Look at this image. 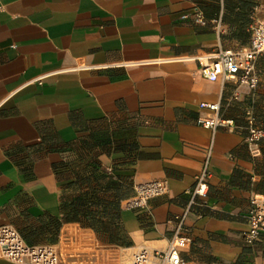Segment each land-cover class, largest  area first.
<instances>
[{"label":"crops","instance_id":"0c3cea01","mask_svg":"<svg viewBox=\"0 0 264 264\" xmlns=\"http://www.w3.org/2000/svg\"><path fill=\"white\" fill-rule=\"evenodd\" d=\"M263 2L0 0V225L57 244L80 223L132 252L167 248L185 216L187 264H264V236L245 238L264 195V142L246 141L248 113L264 127L259 87L201 73L216 50L249 44ZM196 8L223 31L182 18ZM210 115L234 124L199 123ZM152 180L168 191L130 207Z\"/></svg>","mask_w":264,"mask_h":264},{"label":"built area","instance_id":"2783aa9c","mask_svg":"<svg viewBox=\"0 0 264 264\" xmlns=\"http://www.w3.org/2000/svg\"><path fill=\"white\" fill-rule=\"evenodd\" d=\"M264 9V2L254 10ZM182 18H192L197 24L206 26L210 23L222 32L221 17L209 20L202 10L194 9ZM264 53V18L256 17L251 27V39L248 45L239 48H220L211 54L201 73L208 79H235L240 85L251 90L258 88L260 76L257 72V60ZM201 108L215 113L220 110L219 103L202 102ZM199 123L206 128L232 126V119L219 115L200 116ZM248 135L246 141L252 152H257L264 142V127L260 126L253 113H248ZM208 164L198 177L195 194L203 198L208 194ZM168 191L165 180L141 182L135 186V195L129 201L130 207H142L149 199L161 196ZM248 214L249 229L246 241L254 243L264 236V195L255 194L250 199ZM185 216L179 220V228L170 239L167 248L151 249L140 247L132 252L118 245H100L92 236V229L80 223L71 222L63 227L57 244H29L12 225H0V258L15 264H187L183 250L189 245L190 237L184 231Z\"/></svg>","mask_w":264,"mask_h":264},{"label":"rangeland","instance_id":"374dc122","mask_svg":"<svg viewBox=\"0 0 264 264\" xmlns=\"http://www.w3.org/2000/svg\"><path fill=\"white\" fill-rule=\"evenodd\" d=\"M257 72L260 76V83L258 89L261 96V101H260L261 118L264 121V53L261 54L257 60Z\"/></svg>","mask_w":264,"mask_h":264}]
</instances>
